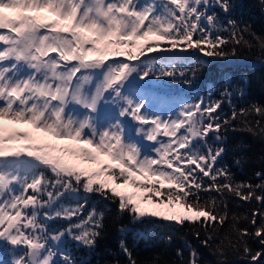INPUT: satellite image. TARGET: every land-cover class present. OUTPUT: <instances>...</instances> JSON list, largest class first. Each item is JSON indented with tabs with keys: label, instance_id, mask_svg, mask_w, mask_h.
I'll use <instances>...</instances> for the list:
<instances>
[{
	"label": "snow or ice",
	"instance_id": "snow-or-ice-1",
	"mask_svg": "<svg viewBox=\"0 0 264 264\" xmlns=\"http://www.w3.org/2000/svg\"><path fill=\"white\" fill-rule=\"evenodd\" d=\"M231 7L230 0H147L144 4L140 0H0V242L13 246V258L0 259V264H78L60 247L66 236L84 247L96 246L104 227L102 212L93 210L78 224L49 229L47 220L80 217L82 205L53 208L64 192L100 195L116 202L119 211L134 220L199 221L209 228L229 218L222 199L225 193L264 204V195H257V189L264 191V183H235L228 168L216 167L225 147L202 152L193 144L206 142L210 132L223 144L222 129L231 121L220 119L217 109L222 101L185 104L175 116L165 117L149 110L147 96L134 98L125 91L133 74L144 78L157 72L156 59L148 53L158 52L164 58L161 75H173L175 65L165 57V43L168 49H195L220 58L236 55L237 45L251 47L235 20L228 21L230 37L214 35L220 21L215 11H209L220 8L227 13ZM229 43L233 44L230 51L226 50ZM94 74L101 78L91 92L85 84ZM224 95L230 93L226 90ZM110 101L117 105L118 116L102 124L97 119L99 107ZM249 111L264 117V107L253 106L239 113L234 110L232 120ZM129 118L138 125V135L155 142L151 152L131 137ZM161 129L167 141L158 139ZM260 131L264 134V127ZM103 156L112 162H105ZM204 177L210 183L205 184ZM128 185L135 190L123 191ZM213 191L220 194L219 203L216 197L201 196ZM145 201L157 208L149 210ZM177 203L195 214L176 211ZM258 216L264 218V210L253 211L252 225ZM236 231L244 253L260 264L264 251L253 254L243 238L255 236L264 244V224L254 232ZM121 248L130 264H136L123 241ZM189 264H198L195 250Z\"/></svg>",
	"mask_w": 264,
	"mask_h": 264
},
{
	"label": "trees",
	"instance_id": "trees-1",
	"mask_svg": "<svg viewBox=\"0 0 264 264\" xmlns=\"http://www.w3.org/2000/svg\"><path fill=\"white\" fill-rule=\"evenodd\" d=\"M230 3L232 7L227 13L220 8L209 11V14L215 11L220 21L218 31L213 29L214 35L230 37L232 30L228 21L235 20L244 40L251 47L237 45V54L224 58L206 57L195 49L178 47L176 49H185L189 54L170 59L175 65L173 75H161L159 68L164 67V64L157 59V72L144 78L133 74L125 84V91L133 94L134 98L137 93H142L175 103L195 104L203 100L207 104L222 101L221 107L217 109L220 119L231 121L222 129L223 144L211 132L206 142L203 139L198 142L194 140L193 144L202 152L208 147H225L226 151L218 159L216 167L228 168L235 183L256 186L264 183V175H256L258 172L264 173V134L260 131L264 127V117L249 111L232 120V113L234 110L237 113L241 109L251 110L253 106L264 107V0H230ZM164 45L167 46L166 43ZM231 47L233 44L229 43L226 50L230 51ZM96 78L101 77L94 74L93 84H97ZM226 90L230 93L229 96L224 95ZM107 104L117 107L111 101ZM257 121H260V125L256 124ZM248 127H252L253 131H248ZM102 159L112 162L107 156ZM237 160L240 162L237 163ZM204 182L208 184L210 180L204 177ZM165 186L167 187V182ZM122 190L135 189L128 185ZM31 192L29 190L26 195ZM163 194L162 192L161 195ZM257 195H264V191L257 189ZM201 196L203 199L216 197L218 203L221 200L220 194L214 191L202 192ZM222 199L227 204L229 218L223 225L214 224L209 228L199 221L180 224L155 217L134 220L131 214L121 213L116 202L100 195L85 194L82 190L79 193L64 192L53 204V208H75L82 205L79 219L73 217L70 221L61 217L45 222L50 230H60L67 228L70 223L78 224L81 220H87L93 210L104 213V227L94 248L84 247L67 236L62 240L61 249L76 259L78 264L80 261H87V264H130L129 256L121 248V241L127 245L132 253L131 259L136 264H189L193 250L197 253L198 264H255L251 255L244 253L243 241H240L236 229L248 228L250 232H254L257 226L264 224V218L259 216L257 224H251L253 211L264 210V204L257 200L245 201L230 193H225ZM144 206L149 210L157 208L151 201H145ZM47 210L45 208L42 212ZM176 211L195 214L188 213L186 207L179 203L176 204ZM233 216L236 217L235 220ZM122 227L125 229L123 232ZM206 239L209 241L208 245L203 243ZM243 239L247 241L253 254L264 251V244L260 243L259 238L248 236ZM178 250H182L183 254L177 255ZM12 258L13 251L6 255L5 244L0 242V259L10 261ZM260 264H264V257H261Z\"/></svg>",
	"mask_w": 264,
	"mask_h": 264
},
{
	"label": "rangeland",
	"instance_id": "rangeland-1",
	"mask_svg": "<svg viewBox=\"0 0 264 264\" xmlns=\"http://www.w3.org/2000/svg\"><path fill=\"white\" fill-rule=\"evenodd\" d=\"M146 2H147V0H140V3H141V4H144V3H146ZM45 14H46V15L49 14L48 16H50V17L53 16V14H51V13H45ZM156 100H157V99H156ZM151 105H155V106H156L157 104H156V102L152 101V102H151ZM180 106H181V105H178V106L175 107V111L173 112V115H172V116H175L174 114L177 113V110L180 108ZM157 107L159 108V106H157ZM76 109H77L78 112L83 111L79 106H76ZM101 109H104V108L102 107ZM162 110L167 111L168 108L163 107ZM169 110H170V108H169ZM118 111H119V110H118ZM118 111H115V109H114V110H105V111L102 112L101 117H100V118H97V119H98L102 124H106V123L110 122V121L113 119V117L118 116ZM167 113H171V111H167ZM178 113H179V112H178ZM178 113H177V114H178ZM167 116H168V115H167ZM167 116H166V117H167ZM15 126H17L18 128L26 129L28 125L16 124ZM127 130L129 131L130 135H131V133H133V131L130 129V127H129L128 125H127ZM133 134H134V133H133ZM133 137H134L133 139L137 140V142H140V143L142 144L144 150H145V146L150 147V148L153 149V147H154V146H153V145H154V142L147 141L146 139H140L138 136H133ZM63 143H69V142H64V141H63Z\"/></svg>",
	"mask_w": 264,
	"mask_h": 264
}]
</instances>
